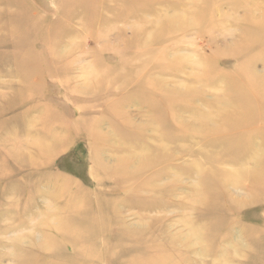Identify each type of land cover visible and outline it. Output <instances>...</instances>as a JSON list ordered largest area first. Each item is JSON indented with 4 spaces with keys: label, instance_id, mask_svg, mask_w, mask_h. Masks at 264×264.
Wrapping results in <instances>:
<instances>
[{
    "label": "rangeland",
    "instance_id": "1",
    "mask_svg": "<svg viewBox=\"0 0 264 264\" xmlns=\"http://www.w3.org/2000/svg\"><path fill=\"white\" fill-rule=\"evenodd\" d=\"M126 1H0V264H264L251 251L264 252V182L251 179L260 170L221 161L239 157L233 140L200 143L239 98L264 97V0L250 2L260 12L216 3L214 21L206 0ZM179 24L183 32L155 43ZM64 28L71 37L48 48ZM134 33L152 51L168 48L169 62L182 58L181 74L154 65L148 78L169 84L172 103L147 99L153 85L135 95L124 85L142 63L129 60ZM250 47L263 50L252 58ZM101 65L123 78L111 69L99 89ZM215 172L233 186L228 201L205 192L204 174L213 183Z\"/></svg>",
    "mask_w": 264,
    "mask_h": 264
},
{
    "label": "bare ground",
    "instance_id": "2",
    "mask_svg": "<svg viewBox=\"0 0 264 264\" xmlns=\"http://www.w3.org/2000/svg\"><path fill=\"white\" fill-rule=\"evenodd\" d=\"M67 1L73 2L75 0H67ZM87 1L88 2L92 1L93 5H95V2H97V0H87ZM120 1L127 2L126 0H120ZM251 1L252 0H236L234 2V4L232 3V5H234L233 6L234 8H239L242 6L243 7H251V9H247L249 12H255V11L260 12V8H258L257 6H254L255 4H253V5L250 4ZM84 2H85V0H84ZM216 3H217V7H219L220 5L224 4L225 1L224 0H206V5H207L206 8H208V12L206 11V8H205L203 15H205V17L211 21L215 20L214 12L217 9V7H215L214 5H216ZM218 4H219V6H218ZM202 5H203V3H202ZM183 8H185V5H183ZM186 8H189V7L186 6ZM138 9H139V7H138ZM158 10H157V12H158ZM163 10H165V9H163ZM196 10H197V7H196ZM10 11L11 10L8 9L7 13H9ZM161 11L162 10H160V12ZM162 13H163V11H162ZM74 14H75V12L71 13V15H74ZM253 15H251V14L247 15V17H246L247 22H250V23L256 22V21H259L260 18L264 17V14H262L260 16V18H257V16H253ZM119 17H122V16H119ZM163 17H161L162 20H163ZM24 18L27 21L31 20L28 16H24ZM71 18H73V17H71ZM263 20H264V18H263ZM172 21L170 22L171 26H173L172 24H174ZM22 22L23 21H21V23ZM161 25H162V23L160 24V26ZM175 25H176V23H175ZM180 25L181 24H179V26L177 25V27L175 26L174 28L170 29L169 31H165L163 34H158L156 36L155 43L166 42L168 40L173 39L177 33L183 32L184 29H182ZM182 25H184V24H182ZM145 26H146V24H145ZM160 26H158V27H160ZM144 29H146V27ZM144 29H142V30H144ZM155 30H156V28H155ZM235 30H236V28H235ZM137 32H142V31H137ZM148 32H149V30H148ZM64 33L66 36H70L73 34V30L71 28H69V29L64 28L60 32L55 33L53 35V38L49 42L46 43L48 48L51 47V49H54V48L56 49V48L64 45V42L59 40L61 37H63ZM145 38H146V36H145ZM143 39H144L143 34L134 33V41L132 43L130 42L128 44V49L131 50V53L129 54V60L139 59V61H141L142 63H138L136 65H133V67L130 68L129 72L127 73L126 77L124 78L125 81L123 79V83H124V85L130 84V83L132 85H134V87L132 89L133 95H135V93H136L135 90L139 89V87H140L139 84L145 83V84H149L151 86L153 85L149 91L144 92L146 94L147 99H152V98L162 99V98H164V100L166 99L167 102L172 103L174 101V99L172 98L171 94H174V93H172L171 90H169V87H168L169 84L166 81L162 80L159 82V85H155L148 78H149V75L152 74L151 71H152V68L154 65L158 66L160 68V71L165 75L175 76V75L181 74L182 71H181V67L179 64H181L182 58L178 56L174 59V62H171V61L169 62L168 57L170 55V52H169L168 48L161 49V50L153 49V51H152V49H150L149 44L146 45V44L141 43V41ZM196 47L197 46H195V48ZM250 48H252V47H250ZM184 49H186V48H184ZM252 49H253V51L250 50V52L246 53L245 55L250 54V56L252 58H255L258 55V53L261 50H263V48L261 50H258V48H256L258 50V52H257L254 47ZM52 55L55 56L54 54H52ZM146 56H148V57H146ZM149 56H151V58ZM250 56H245L243 58V60H242L243 64L239 65L240 68L247 69L250 66V63L252 62V59H249ZM81 57H82L81 55L76 54L73 58L67 59V63L65 64V67L68 65L69 62L80 60ZM46 63H49V62H46ZM122 65H127V64L122 63ZM105 66L106 65H101L105 74L102 75V77L99 79V83L97 84L99 89H100L102 81L104 80V78H103L104 76L109 78V79L111 78L112 80H114V78L110 77V75H109V73L111 72V69L115 72L116 76H119L121 78H123V76H124V74L123 75L122 74L117 75L118 74L117 67L111 68V66H106V67ZM139 68H142V69L140 71H138ZM247 79H248L249 87L254 92L255 91L258 92V88L260 89V86H259L260 79L258 77L253 76V75L248 76ZM112 80H111V82H112ZM192 81H195L194 78H192ZM110 88H112V87L111 86L109 87L108 92H113V90H110ZM235 93H240V91L235 90L234 94ZM145 94H144V96H145ZM234 94H233V96L236 97ZM237 101L238 102L235 103L236 104L235 106H237V107H235L232 110L233 112L228 113L224 116L222 122L220 123L221 127H219V129H217V131H215L213 133H209L208 136L201 137L200 143L204 147L211 146L212 148H214V147L221 148V146H223L222 145L223 142H225L227 140H233L235 142V144H238V146H239L238 147V151H239L238 156L239 157H237V158L231 157L229 155H231L232 153H230L228 155V152H225L224 154L221 153L222 154V156L220 157V159L222 158L221 161H223V162L228 161V162L238 164L241 166L242 165L244 166V163H247V162L253 163V165H255L256 168H258V171L259 170L260 171L256 172L253 176H251V179L255 180V182L252 181V184L253 183H262V182H264V150L261 149V151H260L257 148L258 144L256 142V138L254 137V135L256 133L262 135V130H264V123L262 121H260V119L264 120V97L263 98H254L252 100L251 99L246 100V99L239 98ZM229 105L233 106V104H229ZM224 108L227 109L229 107H227V106L222 107V111L225 110ZM219 109H220V107H219ZM215 115L216 114L214 113V116ZM174 127H176V126L173 125V128ZM177 131H182V128L181 127L179 128L177 126ZM213 136H216V137L210 138ZM252 138H253V140H252ZM142 145H147V144L142 143ZM155 145H156V143L154 144V147H155ZM245 154L247 156V159H245L242 162H238L239 158L241 156H244ZM150 159H152V158H150ZM205 162L210 163V162H213V160H212V158L205 157ZM219 162H220V160L218 159V163ZM214 175H215L216 179L213 181V183H210L212 181V180H210L211 176L209 174H204V182L202 184H205L204 188H205L206 194L209 195L210 197L214 198L213 202L217 201L218 198H220V197H222L223 199H227L226 201H228L230 196H231L229 193V189L233 187L232 184H230V182L227 180L222 182L220 180V178H218L222 174L215 172ZM213 178H214V176H213ZM213 205H214L213 207L216 208V205L215 204H213ZM218 242H220V239L218 240ZM251 251L256 256L264 253V252L260 251L259 249H255V248H252Z\"/></svg>",
    "mask_w": 264,
    "mask_h": 264
}]
</instances>
